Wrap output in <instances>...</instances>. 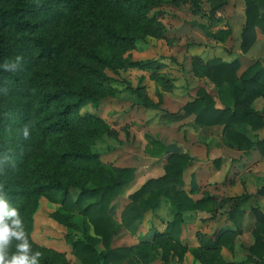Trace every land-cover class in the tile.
Returning <instances> with one entry per match:
<instances>
[{"label":"trees","instance_id":"1","mask_svg":"<svg viewBox=\"0 0 264 264\" xmlns=\"http://www.w3.org/2000/svg\"><path fill=\"white\" fill-rule=\"evenodd\" d=\"M162 0H0V184L10 203L20 210L31 240L34 213L42 197L61 204L52 217L67 227L66 242L83 264H151L158 250L168 263L169 254L181 257L186 247L181 245L185 215L205 212L215 218L221 208L228 207L234 227L220 229L215 235L204 237L203 245L192 248L201 264H237L227 261L222 249H233L234 239L242 230L240 206L247 195L218 198L210 193L194 199L199 190L192 180L190 193L183 181L184 170L193 162L188 153L165 155V144L151 140L148 152L155 157L165 156L164 174L152 178L135 190L130 197L137 200L138 211L122 222L115 218V201L125 187L136 179L132 167H114L100 162L99 154L91 151L88 139L100 135L102 120L81 114L86 101L99 105L105 93L97 86L107 79L106 68H115L118 60L105 51L107 45L128 49L135 45L139 34H157L159 25L149 11ZM264 0H245L246 22L242 30V49L247 51L264 35ZM224 3L217 4L220 9ZM215 11V10H214ZM221 40L228 31L223 30ZM23 59L15 72L3 70L5 61ZM124 65L152 69L155 60L122 61ZM238 59L224 61L215 58L207 66L197 64L196 74H204L219 87L228 86L233 95L234 108H217L215 99L200 88L197 97L187 102L182 111L195 115L200 126L223 125L229 145L243 152L253 150L264 155V138L253 140L234 125L257 131L264 127L263 114L251 108L253 101H264V63L256 61L238 74ZM149 106H156L150 100ZM95 125H98L95 128ZM28 126L30 135L23 136ZM219 161V160H217ZM74 171H80L90 185H79L74 197ZM155 186V187H154ZM264 197V183L257 189ZM161 198L168 200L175 210L165 230L153 240L133 247H112L121 228L136 233L144 213L157 206ZM85 216L94 235L83 231L72 220V211ZM253 241L248 247V260L264 264V212L254 208ZM234 228L237 229L234 230ZM103 250L98 249V245ZM43 253L41 264H68L66 257L52 249L36 248ZM247 260V261H248Z\"/></svg>","mask_w":264,"mask_h":264},{"label":"rangeland","instance_id":"2","mask_svg":"<svg viewBox=\"0 0 264 264\" xmlns=\"http://www.w3.org/2000/svg\"><path fill=\"white\" fill-rule=\"evenodd\" d=\"M220 3L224 6L214 9ZM260 9L264 12V4H260ZM149 16L156 17L159 23L157 34H139L135 45L128 49L107 45L106 53L113 55L118 63L115 68H106L107 79L97 83L105 95L98 106L89 100L81 108L83 116L89 114L103 121L100 135L88 139L91 151L99 154L100 162L137 170L136 179L115 201V218L121 223L124 217L135 215L138 203L130 194L146 180L164 174L167 159L148 152L147 147H153L151 140H159L165 147L175 143L179 146L177 154L188 153L193 157V162L183 172V189L190 193L194 179L199 186L191 195L194 199L203 196L198 194L202 190L223 199L247 195L240 206L242 230L234 239L233 249L223 248L221 253L227 261L255 264L248 260V247L253 241L256 221L253 209L264 212V197L256 193L264 183V155L257 150L243 152L231 147L224 136L223 125H197L195 115H185L182 107L204 88L214 97L217 108L227 105L234 108L233 95L227 85L219 88L209 76L196 74L194 69L197 64L207 66L215 58L238 59L241 64L238 74L256 61L264 63V35L258 32L251 48L242 49L245 0H162L151 8ZM223 30L229 34L221 40L219 36L223 35ZM126 59L155 60L156 65L152 69L130 67L122 62ZM145 99L156 106H149ZM250 107L264 116L261 98L253 101ZM234 128L255 141L264 138V127L252 131L250 127L236 124ZM74 176L76 184L70 192L76 197L80 192L78 186H89L90 180L80 171H74ZM59 209L62 210L60 203L41 198L34 213L32 246L62 253L68 264H83L66 242L69 230L52 217ZM227 209L221 208L215 218L200 211L187 213L181 236V245L187 250L181 257L170 253L167 264H201L191 249L201 247L204 237L215 235L222 228L234 227ZM174 215L171 203L161 198L155 208L144 213L136 233L123 226L113 239L112 247H136L137 250L143 241L153 240L163 232ZM72 220L80 228L77 236L82 237L83 231L94 235L89 220L76 209L72 211ZM98 249L104 248L99 244ZM150 263H166L161 249Z\"/></svg>","mask_w":264,"mask_h":264},{"label":"clouds","instance_id":"3","mask_svg":"<svg viewBox=\"0 0 264 264\" xmlns=\"http://www.w3.org/2000/svg\"><path fill=\"white\" fill-rule=\"evenodd\" d=\"M22 59L17 56L14 60L5 61L3 70L15 72ZM22 131L27 139L30 135L28 126ZM3 173L0 168V174ZM32 244L20 210L10 203L4 185L0 184V264H41L43 253L34 250Z\"/></svg>","mask_w":264,"mask_h":264},{"label":"water","instance_id":"4","mask_svg":"<svg viewBox=\"0 0 264 264\" xmlns=\"http://www.w3.org/2000/svg\"><path fill=\"white\" fill-rule=\"evenodd\" d=\"M179 152V146L175 143L166 145L164 154H177Z\"/></svg>","mask_w":264,"mask_h":264},{"label":"crops","instance_id":"5","mask_svg":"<svg viewBox=\"0 0 264 264\" xmlns=\"http://www.w3.org/2000/svg\"><path fill=\"white\" fill-rule=\"evenodd\" d=\"M203 193H204L203 190H202L201 192H198V194H203ZM201 197H202V196H201ZM201 197H198V198H201ZM198 198H197V199H198Z\"/></svg>","mask_w":264,"mask_h":264}]
</instances>
